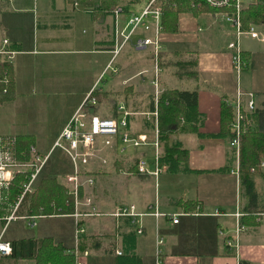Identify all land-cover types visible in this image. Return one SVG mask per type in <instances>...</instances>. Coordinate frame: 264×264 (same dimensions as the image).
Here are the masks:
<instances>
[{"label": "crops", "instance_id": "obj_1", "mask_svg": "<svg viewBox=\"0 0 264 264\" xmlns=\"http://www.w3.org/2000/svg\"><path fill=\"white\" fill-rule=\"evenodd\" d=\"M39 4L37 8L35 0H0V45L7 39L18 50L13 59L15 97L0 105V136L26 135L36 153L47 157L30 193L18 201L19 193L8 213V206L0 203V238L9 243L32 237L51 241L72 255L74 264L78 260L83 264H157L158 237L163 238L162 264H264V159L259 169L252 168L253 186L248 190L241 182L239 156L231 141L211 136L221 129L222 100L233 104L239 91L253 92L255 99V107L249 109L243 96L246 128L264 130V42L256 44L257 39L243 36L241 46L249 62L238 73L227 46L234 31L217 11H209L202 12L207 28L199 40L194 39L192 19L186 18L181 33L180 27L177 31L163 28L155 61L152 47L135 45L137 37L147 34L143 31L111 61L114 14L99 19L91 10L66 0ZM132 8L128 5L126 10ZM121 18L125 21L126 13ZM203 30L197 26V31ZM193 41L195 48L180 46ZM191 51H196L197 78L180 77L175 53L187 58ZM150 62L157 64L155 74L157 67L164 71L174 66L170 73L176 85L165 78L169 72L161 83L153 78L148 73ZM195 87L203 118L198 131L176 132L160 140V93L165 88ZM91 91L95 102L88 98ZM156 109L159 152L152 143L154 120L146 114ZM78 111L85 114L84 121L92 115L119 118L127 112L131 136L147 133L150 142L134 146L123 142L120 134L98 135L88 162L79 161L77 167L61 134ZM106 138L111 144L105 143ZM168 143L186 151L181 157L176 154L181 163L187 161L201 171H170L167 163H161ZM234 151L236 159L230 167L218 170ZM141 157L150 171H155L158 157V174L140 173ZM71 175H77L78 183L68 180ZM89 177L94 179L92 184ZM42 180L50 182L40 188L42 193L59 199L61 205L56 207L53 201L34 214L30 196ZM8 190L0 187V202ZM130 205L141 212L153 211L151 207L157 205L164 214L135 218L113 214ZM176 216L178 222L173 221ZM140 218L143 232L137 231ZM239 224L245 228L237 235ZM232 238L239 240L238 246L227 243ZM9 254L0 251V264H37L36 258L14 259Z\"/></svg>", "mask_w": 264, "mask_h": 264}, {"label": "trees", "instance_id": "obj_2", "mask_svg": "<svg viewBox=\"0 0 264 264\" xmlns=\"http://www.w3.org/2000/svg\"><path fill=\"white\" fill-rule=\"evenodd\" d=\"M141 0H66L68 4H79L82 8L91 10L95 17L101 18L112 15L115 9L122 5L128 8V5L138 3ZM159 4L163 8L162 23L166 31H177L179 28V15L182 12H192L198 14L202 12H215L214 8L209 7L205 0H159ZM244 26L250 23H264V0L257 1L254 5H250L243 11ZM9 49H15L11 46L9 40L6 45ZM18 51V50H17ZM182 52L175 53L176 73L180 77L197 78V57L196 51H191L189 56L184 57ZM163 54H160L162 59ZM242 57L245 61V67L249 60L244 50ZM15 97V70L13 62L0 61V105L5 101ZM158 108L160 115V140L176 132H197L202 124V114L198 109V88L182 89V88H165L158 97ZM245 113V125L246 124ZM235 119V108L228 100L223 99L221 103V129L219 132L212 134L215 137H225L229 141L234 138L233 123ZM202 135V133H199ZM9 136H0V139ZM31 142L26 135L16 137L14 146L15 154L18 158L26 160L31 159L30 152ZM180 149V150H179ZM179 149L175 145H166L165 151L161 156V163H167L170 171H201L189 167L187 161H181V157L186 153L181 147ZM179 150V151H178ZM234 156L229 162L219 168L220 171H226L232 162L236 159ZM177 154V155H176ZM264 159V130L246 128L241 135L239 148V174L241 182L245 183L248 190H252L253 180L251 177L252 168L259 169ZM183 166V167H182ZM27 180L26 173H17L12 182L5 187L8 190L7 196L0 203L7 205L6 213L10 212L15 205L18 194L23 188V184ZM49 180H42L39 187L31 193L30 209L32 213L41 210V206L47 209V205L51 202L56 203V207L61 205V201L57 198L49 199L47 193H42L40 188L49 185ZM35 204L38 209H35ZM42 209V210H44ZM10 257L14 259L36 258L37 264H74L73 256L65 254L61 245H55L53 242L44 239L20 238L12 239Z\"/></svg>", "mask_w": 264, "mask_h": 264}, {"label": "built area", "instance_id": "obj_3", "mask_svg": "<svg viewBox=\"0 0 264 264\" xmlns=\"http://www.w3.org/2000/svg\"><path fill=\"white\" fill-rule=\"evenodd\" d=\"M143 1V8L141 11L137 12L136 9L138 6H141ZM260 0H205L206 4L214 8L222 17V19L230 25L234 31V37L228 42L227 46L232 50V62L235 67V70L239 73L245 61L242 57V46H241V37L249 36L252 39H257L264 42V34H261L256 28L258 23H250L247 27L244 26L243 11L248 8L250 5H254ZM133 8L129 11L126 10L125 6H118L115 9V28H114V38H113V48L112 59L113 61L122 49L133 38L138 34V32L143 31L147 32L143 36L137 37L135 40V45L137 47H152L155 56L158 55V52L161 48V33L163 30L162 16L163 8L159 4V0H141L138 3L132 4ZM126 13L125 21H122L121 15ZM264 24V23H260ZM200 29V28H199ZM8 40L4 39L0 45V61L6 60L13 62L15 54L18 52L14 49H9L6 45ZM156 83V81H155ZM157 86V83H156ZM89 94V99L91 98L92 102H95L96 99L94 96ZM247 96V107L253 109L255 107V99L253 92H243L239 91L236 97V100L233 103L235 108V119L233 123L234 138L231 141V145L235 147L237 156H239L240 140L241 135L246 130L245 125V114L243 112V96ZM125 114L122 117H100L98 115H92L87 121H84L82 117L85 116L82 112H77L70 119L66 127L64 128L61 137L65 138L68 141V146L64 147L65 150L71 155L75 165L78 167L79 161L83 163L88 162V158L92 154V147L98 135H108L112 136L114 134H120L121 139L125 143H130L134 146H139L142 144H147L150 142V137L147 133L138 134L136 137L131 136L127 130V115ZM147 118H153L154 120V140L152 143L156 148V152L159 148V127H158V110L148 112ZM105 143L107 145L111 144V139L106 138ZM16 144V137L9 136L4 139H0V187L5 188L12 182L17 173H26L27 180L23 184V188L19 195V200L21 201L28 193L31 192L33 188V183L37 178L38 173L40 172L42 166L44 165L47 157H42L38 155L35 151V148L31 147V153L34 154L31 159H20L17 157L14 151V146ZM156 169L155 171H150L148 168V162L144 157H141L137 162V169L140 173H153L158 174L161 166L159 165V159H155ZM238 169V168H237ZM68 180L78 183L77 175L68 176ZM93 178H87V181L92 184ZM91 201L89 200L88 203ZM18 206V203L17 205ZM153 211L141 212L136 209L135 205L121 207L116 210L113 214L116 216L128 215L131 217H141L145 214H154L156 216L163 215L159 211L157 205L153 206ZM93 212L95 208L93 207ZM80 215H82L80 213ZM86 215H91V211L86 213ZM240 215V212L237 213ZM140 225L137 228L138 232H143L141 218ZM174 222L179 221V217L176 216L173 218ZM245 228L244 225L239 224L236 230L238 235L241 230ZM80 231L84 230L83 226H79ZM237 239V238H236ZM163 243V238H157V264H162V259L160 257V244ZM229 245H232V240L227 241ZM0 251L4 253H10L11 245L9 242L3 241L0 238ZM77 264H83L81 261H77Z\"/></svg>", "mask_w": 264, "mask_h": 264}, {"label": "rangeland", "instance_id": "obj_4", "mask_svg": "<svg viewBox=\"0 0 264 264\" xmlns=\"http://www.w3.org/2000/svg\"><path fill=\"white\" fill-rule=\"evenodd\" d=\"M33 1V0H32ZM246 1H248V0H244V2H246ZM39 2L41 3V0H35V4H36V6H37V8H39ZM141 6H138L137 7V9H136V11L137 12H139V11H141L142 10V8H143V1L141 2ZM206 15H204L203 13H198V14H193L192 12H183V13H181L180 14V19H179V31L178 32H183L184 30H185V27H183L182 28V25H181V23L184 21V19H186V18H190V19H192V23H194V27H193V35H194V39H196V40H199L200 39V37H202V36H204L205 35V33H206V28H207V25H206ZM221 23V22H220ZM200 26L201 28H204V30L203 31H197V26ZM215 25V24H214ZM215 26H217V25H215ZM218 27V26H217ZM259 32H261V34H264V24H262V25H257V28H256ZM195 35H199V38H195ZM242 38H243V36L241 37V40H242ZM255 43L256 44H263V42H261V41H255ZM172 46H174V45H172ZM180 46H188L189 48H195V47H197V43L196 42H192V43H190L189 45H180ZM165 47H166V49L168 50V49H170L171 47L169 46V45H165ZM174 48H177V47H174ZM181 49H186L185 47H180ZM145 53H146V51H143V55H145ZM152 54V53H151ZM151 57H153V59H154V61H155V59H156V57H155V54L153 53L152 55H151ZM159 58H160V56H159ZM150 65L148 66L149 68H150V71H148V73H150L152 76H153V78H156V80L157 81H160V83L162 82L161 80H162V77H163V75L165 74V73H167V72H169L166 76H165V78H167V80H168V82L170 83V84H175V78H174V75L172 74V73H170L172 70H170V69H173V67L172 66H168L167 68H165V70L163 71V68L161 67L160 69L157 67L156 68V72H157V74H155V67H156V65L157 64H154L153 65V63L152 62H150L149 63ZM175 68V67H174ZM102 83H100V85H101ZM176 85V84H175ZM155 86V85H154ZM179 87H182V85L181 86H179ZM151 88H153V87H151ZM1 124H2V122H0V127H1ZM31 137V139L33 138L32 137V135L30 136ZM131 150H133L132 148H130ZM150 149L152 150V148L150 147ZM232 240V246H238L239 245V240H233V238L231 239Z\"/></svg>", "mask_w": 264, "mask_h": 264}]
</instances>
